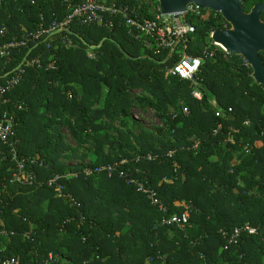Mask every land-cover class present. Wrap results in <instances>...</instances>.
Wrapping results in <instances>:
<instances>
[{"label": "trees", "instance_id": "obj_1", "mask_svg": "<svg viewBox=\"0 0 264 264\" xmlns=\"http://www.w3.org/2000/svg\"><path fill=\"white\" fill-rule=\"evenodd\" d=\"M81 1L0 0V20L10 35L34 31L41 16L48 24L66 14L68 3ZM260 1L245 0L244 8ZM223 24L220 15L196 21L187 52L201 54L209 32ZM65 34L73 47L60 42ZM31 48L44 68L26 69L11 95L23 103L18 154L35 160L28 167L36 178L32 185L10 182L12 162L0 160V228L14 232L0 236V255L22 263L52 253L53 264H264V86L242 57L217 50L207 58L197 73V99L190 81L166 75L177 55L143 51L122 24L105 29L73 22L68 32L43 35ZM259 55L264 63V51ZM49 63L54 67L45 69ZM137 108L154 109L163 125L138 133L119 128L112 137L113 122ZM61 126L80 143L81 133L88 135L93 156L78 153ZM89 157L90 165L119 163L156 192L167 212L118 173L85 175V165L62 160ZM69 171L78 174L62 179L64 194L47 185ZM184 211L182 227L161 223ZM247 223L256 232L242 230L229 243L233 230Z\"/></svg>", "mask_w": 264, "mask_h": 264}, {"label": "built area", "instance_id": "obj_2", "mask_svg": "<svg viewBox=\"0 0 264 264\" xmlns=\"http://www.w3.org/2000/svg\"><path fill=\"white\" fill-rule=\"evenodd\" d=\"M218 15L220 13L210 9H200L192 4L188 5L184 11L163 14L159 11L158 5L157 8L154 6L153 0H136L134 4L108 3L104 0H82L75 5L68 3L66 14L62 18L53 19L48 24L43 23L44 20L41 16V23L34 31L10 35V30L0 20V142L6 146V150H0V160L8 157L12 162L8 165V170L11 171L10 182L32 185L35 183L36 178L33 169L28 167L34 164L35 160L21 157L18 154V142L15 132L16 117L17 112L22 110L23 103L15 94L11 95V92L20 83L26 69L44 68L41 58L31 53V45L37 39L53 32H68L69 26L73 22L81 25H96L105 29H114L116 25L122 24L127 28L128 33L141 43L143 51L154 54L167 52L168 56L177 55L178 59L166 69V75L190 81L193 85L191 95L201 99L200 82L197 78L199 67L207 58L213 57L217 50H221L226 54L229 53L212 42L210 38L212 31L209 32L210 41L208 44L211 48L208 45L205 46L201 54H190L187 49L192 34L195 32V22L205 21L210 17L217 19ZM228 26L224 20L221 29ZM60 42L67 48L74 45L71 37L67 34L61 37ZM87 56L95 58V53L89 49L87 50ZM53 67L49 63L45 66V69ZM183 112L187 113L188 109L183 107ZM197 144L198 140H194L193 147H196ZM147 157L151 159L153 156L148 154ZM122 162H125V160H121L120 164ZM118 165L117 162L107 165L86 164L82 172L85 175H93L101 171H105L108 175L118 173L128 183L135 185L137 190L145 195L152 205L157 206L165 214L167 212L166 206L157 197L156 192L130 172L118 169ZM77 174V171H69L62 175L57 174L46 182L48 186H53L54 190L62 195L64 194L62 179ZM3 189L4 186H2ZM68 198L72 200L70 195ZM187 217V211H184L181 215L175 213L168 217L164 216L161 223H176L182 227L187 221ZM242 230L248 233L256 232L255 227L248 223L244 224L233 230L229 236V243H235ZM11 235H14V232H8L5 228H0V236L9 237ZM23 235L26 236V233ZM55 260L56 256L52 253L24 263L15 257L0 255V261L3 264H53Z\"/></svg>", "mask_w": 264, "mask_h": 264}, {"label": "water", "instance_id": "obj_3", "mask_svg": "<svg viewBox=\"0 0 264 264\" xmlns=\"http://www.w3.org/2000/svg\"><path fill=\"white\" fill-rule=\"evenodd\" d=\"M157 3L163 14L184 11L191 4L220 13L229 26L213 30L212 42L229 54L242 57L251 68L253 80L264 86V63L259 55L264 51V21L260 18L264 2L254 4L248 12L243 8L242 0H157ZM101 44L102 41L91 48Z\"/></svg>", "mask_w": 264, "mask_h": 264}, {"label": "rangeland", "instance_id": "obj_4", "mask_svg": "<svg viewBox=\"0 0 264 264\" xmlns=\"http://www.w3.org/2000/svg\"><path fill=\"white\" fill-rule=\"evenodd\" d=\"M137 93H142V91H136ZM163 125V121L161 118L156 114V111L152 108H146V109H134L133 115L126 119H117L113 122V128L109 129V133L112 137H116L117 135V129L119 128H129L131 127L132 131L135 133H138L142 129H148V130H154L156 127H161ZM61 132L65 135L66 141L69 142L71 145L77 148L78 153L86 152L89 156H93L94 149H93V143L88 135H85L84 133H81V137H85L84 142L80 143L76 141L74 138H72L68 130L65 126L60 127ZM67 164L73 166V165H86L90 163V157L87 160H81V159H62ZM234 160H237L236 153L234 156Z\"/></svg>", "mask_w": 264, "mask_h": 264}, {"label": "flooded vegetation", "instance_id": "obj_5", "mask_svg": "<svg viewBox=\"0 0 264 264\" xmlns=\"http://www.w3.org/2000/svg\"><path fill=\"white\" fill-rule=\"evenodd\" d=\"M242 1H243V8H244V2H245V0H242ZM263 2H264V0H262V1H260V2H255V3H253V4L251 5V7H252L254 4H257V3H263ZM251 7H250L249 9H245V8H244V10H245L246 12H248V11H250ZM260 18H261L262 21H264V10H262V12L260 13Z\"/></svg>", "mask_w": 264, "mask_h": 264}]
</instances>
